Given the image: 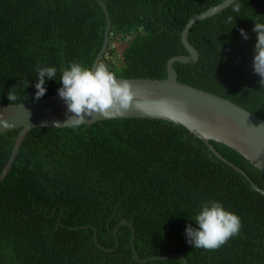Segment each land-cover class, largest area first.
Returning <instances> with one entry per match:
<instances>
[{
	"label": "trees",
	"instance_id": "obj_1",
	"mask_svg": "<svg viewBox=\"0 0 264 264\" xmlns=\"http://www.w3.org/2000/svg\"><path fill=\"white\" fill-rule=\"evenodd\" d=\"M103 1L112 27L102 62L117 76L164 78L168 60L189 53L182 41L189 19L223 0ZM238 2L239 12L231 4L197 21L189 40L199 59L174 65L180 81L264 118V87L252 68V29L264 23V0ZM106 25L98 0H0V102L36 99L38 64L57 69L53 80L45 77L43 97L58 92L71 63L91 69ZM19 131L0 134V173ZM211 142L264 189L260 169ZM208 200L242 221L217 250L194 248L185 235L189 224L198 227L195 216ZM123 220L134 221L143 259L173 252L189 264H264V193L185 126L147 117L29 131L0 183V264H184L178 256L137 260L133 225Z\"/></svg>",
	"mask_w": 264,
	"mask_h": 264
},
{
	"label": "water",
	"instance_id": "obj_2",
	"mask_svg": "<svg viewBox=\"0 0 264 264\" xmlns=\"http://www.w3.org/2000/svg\"><path fill=\"white\" fill-rule=\"evenodd\" d=\"M98 1L106 13L107 25L102 47L92 66L93 70L98 62L105 59L112 27L106 3L103 0ZM232 3L233 0H223L205 11L194 14L189 19L182 32V41L189 53L175 55L168 60V75L166 77H122L116 75L118 80H127L133 85L135 95L132 106L127 111L109 109L103 115L97 113L91 117H85V122L82 124L104 119L133 117L159 118L181 124L203 139L210 150L220 159L240 171L250 181L254 189L264 193V189L258 186L244 169L226 158L211 142L213 140L232 147L264 173V126H261L264 125V118L227 97L180 81L178 70L174 65L176 61L194 62L199 59V50L189 40L191 28L197 21L220 12ZM71 115L58 92L40 99L14 103L0 102V121L6 122V124L0 123V134L20 128L11 155L0 173V183L13 167L29 131L37 127L71 126V124L65 123ZM124 223L133 225L132 241L137 260L148 261L178 256L184 261V264H188L187 258L181 253L166 252L162 255L141 258L135 243L134 221L123 220L121 224ZM120 225L115 229L116 234ZM95 240L98 241L97 236ZM100 246L102 245L100 244ZM102 247L104 248V246Z\"/></svg>",
	"mask_w": 264,
	"mask_h": 264
},
{
	"label": "clouds",
	"instance_id": "obj_3",
	"mask_svg": "<svg viewBox=\"0 0 264 264\" xmlns=\"http://www.w3.org/2000/svg\"><path fill=\"white\" fill-rule=\"evenodd\" d=\"M240 7L238 0H233V11L239 12ZM233 19L229 16L227 21L231 23ZM252 31L257 34L252 68L260 77L258 83L261 88L264 87V23L255 22ZM240 35L244 40L249 39L244 29H240ZM56 72L55 67L37 65L36 99L46 94L45 77L53 80ZM59 81L62 87L58 89V95L66 104L68 113L72 114L65 123L76 127L85 122V117L97 113L103 115L109 109L127 111L132 106L135 95L133 85L127 80H118L104 62H98L94 70L84 67L82 63L73 62L62 70ZM0 123L6 124L5 121ZM195 224L198 227L191 224L186 227V240L194 248L205 250L219 249L231 237L238 235L242 228L238 215L226 210L221 202L213 200L201 202V210L195 216Z\"/></svg>",
	"mask_w": 264,
	"mask_h": 264
},
{
	"label": "rangeland",
	"instance_id": "obj_4",
	"mask_svg": "<svg viewBox=\"0 0 264 264\" xmlns=\"http://www.w3.org/2000/svg\"><path fill=\"white\" fill-rule=\"evenodd\" d=\"M133 35H130V39L132 38ZM127 41H122V43L120 44V42L118 41L117 44H119L117 47L119 49V51H121V49H123V47L126 45ZM119 55V52H117V56ZM184 255V254H183ZM185 256V255H184ZM186 257V256H185ZM188 260V259H187ZM189 264V262H188Z\"/></svg>",
	"mask_w": 264,
	"mask_h": 264
}]
</instances>
